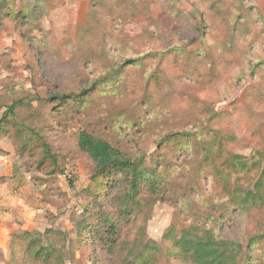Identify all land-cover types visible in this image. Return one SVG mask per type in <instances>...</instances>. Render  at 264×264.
<instances>
[{
	"label": "rangeland",
	"instance_id": "1",
	"mask_svg": "<svg viewBox=\"0 0 264 264\" xmlns=\"http://www.w3.org/2000/svg\"><path fill=\"white\" fill-rule=\"evenodd\" d=\"M9 3L12 13L23 7L21 0ZM25 4V17L7 18L6 7L0 11V118L6 105L21 100L17 116L5 130L0 127V264H43L20 249L12 254L11 235L21 229L51 228L55 247H64L63 264H129L127 251L147 241L154 264H190L172 243L184 227L198 225L214 237L243 243L264 229V204L247 215L223 206L232 189L245 195L257 181L264 184L259 168L242 171L236 164L264 157V67L252 75L241 56L261 61L264 53L257 57L255 49L242 46L241 54H232L237 64L228 67L221 61L226 52L215 48L221 24L231 18L227 9L264 19V0ZM252 24L255 31L261 27ZM238 28L236 41L247 40L244 26ZM137 56L142 59L134 66H120ZM210 67L220 70L218 78L211 79ZM112 70L118 75L100 82ZM56 95L72 97L62 101ZM82 130L130 156H152L164 183L159 198L144 195L142 211L120 220L118 244L110 251L101 240L82 254L77 250L71 220L87 202L82 191L93 174L92 160L77 146ZM174 132H187L181 134L187 141L180 136L158 146ZM210 139L207 151L203 142ZM101 194L111 195L109 189ZM101 212L117 216L107 200ZM56 231L67 238L62 242ZM251 253L264 262L262 242Z\"/></svg>",
	"mask_w": 264,
	"mask_h": 264
},
{
	"label": "trees",
	"instance_id": "2",
	"mask_svg": "<svg viewBox=\"0 0 264 264\" xmlns=\"http://www.w3.org/2000/svg\"><path fill=\"white\" fill-rule=\"evenodd\" d=\"M5 5L0 4V11L6 9V17H25L24 8H28L25 4V0H21L20 9L16 13L9 7V0H2ZM237 13V16L234 13ZM235 12L232 9H227L225 16L231 17L229 22L221 24L224 32L221 36L217 37V43L215 48H218V52H226L224 58H221L222 63L231 67L237 64L236 57H233L234 50L238 53L242 52V46L249 47L248 50L255 49L257 57H260L264 53V19H253L252 14L249 18H244L242 14H238L240 11L235 8ZM235 13V14H236ZM13 14V15H12ZM234 16V17H233ZM204 19V17H202ZM203 19H201L203 21ZM257 22L260 24V29L255 31V27H252V23ZM244 26L242 37H246L247 40L236 41L234 34H237L238 27ZM254 28V30H252ZM220 40V41H219ZM219 42V43H218ZM240 42V44L238 43ZM252 43V44H251ZM251 44V45H249ZM255 44V45H254ZM236 52V53H237ZM229 55V57H228ZM227 56V57H226ZM248 58L247 63H244V69L251 70V74L254 75L256 69L260 66L264 67V60L256 61V59L248 57L246 54L241 55ZM142 57H134L123 62L120 66L135 65ZM246 61V59H244ZM226 61V63H225ZM242 62V61H241ZM260 67V68H261ZM208 74L211 79L219 77L220 70L217 68V72L210 67ZM118 71L112 70L107 76L103 77L100 82H108L109 76L118 75ZM210 82L213 80H209ZM86 91H82L79 95H84ZM78 95V96H79ZM72 95L67 96H53V98H59L64 101L65 98H70ZM21 100H14L10 104L6 105V110L2 113L0 118V127L7 126L11 120L17 116L16 107ZM187 132H174L165 134L159 141L158 146H167L174 143L173 139L179 138L181 134ZM188 135H190L188 133ZM186 136V135H185ZM181 139L187 141L188 137L181 136ZM212 139L203 142V148L210 150ZM45 145H43L44 147ZM77 146L80 151L86 153L93 162V174L90 179V185L82 192V198L87 202L82 205V211L72 217L71 223L76 230L77 250L82 254L85 250H89L92 245H97L98 240H101L102 245L107 248V251L112 250L113 247L118 244V225L122 218H127L132 214H136L142 211V197L148 195L152 198H159L160 192H163V179L158 172V163L155 159L145 153H136L135 156H130L124 152L121 148L114 146L109 141L97 138L93 134L82 130L78 136ZM46 152H48L45 146ZM1 151V148H0ZM240 164V169L250 170L252 168H259V177L264 178V157L258 155L252 157L251 161L243 158V162ZM245 160V161H244ZM234 167V166H233ZM238 168V170H239ZM109 189L111 195L102 196L105 190ZM233 192L229 193L230 199L223 204L226 207L225 212L232 210V213L237 214H249L250 209L254 207H261L264 204V184L257 181L252 188L246 190L245 195H238L236 188L232 189ZM242 196V199H239ZM108 201V205L112 208H116L117 216L113 214L98 213L104 203ZM114 201V202H113ZM142 201V202H141ZM117 202L119 205H117ZM107 204V203H106ZM96 206V211H92L91 206ZM221 206V205H220ZM140 208V211H137ZM223 210L224 208L221 207ZM136 212V213H135ZM98 217V218H96ZM94 218V219H93ZM135 219V218H134ZM181 235L178 238H173V248L178 252L183 260L185 259L190 264H245V261H258L256 264H264L260 261L262 259L254 257L252 250L259 243L264 244V229L260 232L248 237L246 242L243 243L240 239H224L217 235L214 237L210 231L200 229L198 225H191L184 227ZM198 230V231H197ZM201 232L198 234V232ZM103 233V235L101 234ZM58 238H62V242L67 238V234L64 231L55 232ZM52 229L46 228L42 233L33 229H21L13 232L11 235L10 247L13 255L16 254L18 249L26 257H30L33 261L41 262L43 264H63V248L57 249L53 241ZM96 238V240H94ZM134 242L140 244L142 240L138 239ZM148 242V241H147ZM144 243L143 248L137 247L138 251H127L126 258H128L129 264H154L156 261V255L154 248ZM111 243V244H110ZM126 245V243L124 242ZM22 247V249H21ZM88 252V251H87ZM93 253V252H92ZM91 251L89 255L92 254ZM134 253V256L131 254ZM64 254V253H63ZM247 257V258H246Z\"/></svg>",
	"mask_w": 264,
	"mask_h": 264
},
{
	"label": "crops",
	"instance_id": "3",
	"mask_svg": "<svg viewBox=\"0 0 264 264\" xmlns=\"http://www.w3.org/2000/svg\"><path fill=\"white\" fill-rule=\"evenodd\" d=\"M14 232V231H13Z\"/></svg>",
	"mask_w": 264,
	"mask_h": 264
}]
</instances>
